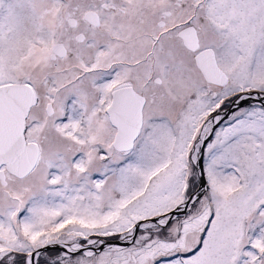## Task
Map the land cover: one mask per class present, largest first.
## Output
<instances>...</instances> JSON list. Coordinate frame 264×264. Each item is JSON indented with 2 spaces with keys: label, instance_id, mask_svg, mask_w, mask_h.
<instances>
[{
  "label": "snow or ice",
  "instance_id": "snow-or-ice-1",
  "mask_svg": "<svg viewBox=\"0 0 264 264\" xmlns=\"http://www.w3.org/2000/svg\"><path fill=\"white\" fill-rule=\"evenodd\" d=\"M0 264H264V0H0Z\"/></svg>",
  "mask_w": 264,
  "mask_h": 264
}]
</instances>
